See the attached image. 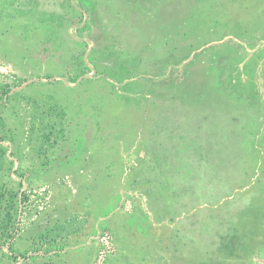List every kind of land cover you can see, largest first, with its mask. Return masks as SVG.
<instances>
[{"label":"rangeland","instance_id":"1","mask_svg":"<svg viewBox=\"0 0 264 264\" xmlns=\"http://www.w3.org/2000/svg\"><path fill=\"white\" fill-rule=\"evenodd\" d=\"M262 214L264 0H0V264H264Z\"/></svg>","mask_w":264,"mask_h":264},{"label":"trees","instance_id":"2","mask_svg":"<svg viewBox=\"0 0 264 264\" xmlns=\"http://www.w3.org/2000/svg\"><path fill=\"white\" fill-rule=\"evenodd\" d=\"M218 7H216L215 9H217ZM214 10V9H213ZM215 11V10H214ZM205 11H203V13H204ZM207 16H209L210 15V12L209 13H207L206 14ZM178 17H180V21L177 19V21L178 22H180V23H183L185 20H187V21H185L186 23L184 24L185 26V28L186 29H188V30H190L192 33H194V35H204V37H206V38H208V39H206V44H208V40H210L211 39V37H208V36H213V29H210V28H207L206 30L205 29H198V30H196L194 27H191V25H188L187 23H189V24H191V23H194V22H196V24H204V23H206V22H208V21H210V23L212 24V20H209L208 18H206V19H202V18H200V17H198V15H188L187 14V11H186V9H183V10H181V11H179L178 12V15H177V17L176 18H178ZM213 16L212 15H210V18H212ZM187 24V25H186ZM204 37H199V38H204ZM205 44V45H206ZM214 98V101L216 102V104L214 103V105L213 106H218V108L220 109V110H223V111H225V110H227V109H229L230 107H231V109H233V108H238L239 106L237 105L238 104V102L236 101V100H232V99H225V98H221V99H219L217 96L216 97H213ZM261 213V212H260ZM258 211H254L253 212V215H255V217H261L259 214H260ZM262 215H264V214H262ZM264 217V216H263Z\"/></svg>","mask_w":264,"mask_h":264}]
</instances>
